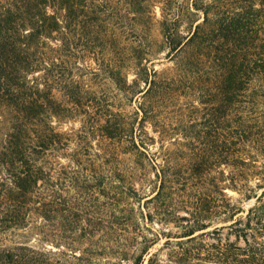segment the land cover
<instances>
[{"label": "trees", "instance_id": "obj_1", "mask_svg": "<svg viewBox=\"0 0 264 264\" xmlns=\"http://www.w3.org/2000/svg\"><path fill=\"white\" fill-rule=\"evenodd\" d=\"M125 18L143 24L156 19L173 67H150L149 49L139 41L124 47L134 77L129 83L116 65H111L109 77L126 96L138 94L136 121L104 102L103 123L96 121L93 128L125 143L135 156L143 155L144 144L155 143L146 123L159 143L164 138L185 143L173 136L161 110L188 82L215 81L223 114V163L238 169L229 176L222 172L219 180L197 175L200 187L187 201L176 196L190 192V180L168 164L157 167L148 159L156 188L142 195L117 167L93 163L91 158L100 154L91 152V146L77 143L69 153L61 151L69 138L51 118L85 109L90 99L71 73L62 85L67 103L58 100L51 85L56 75H49L48 66L65 63L62 47L75 56L74 41L90 46L93 41L85 35L99 28L101 43L114 54L122 46H117L118 28ZM55 36L64 39L61 45L47 43ZM109 59L107 64L115 63ZM254 80L264 81V0H0V264H194V259L251 264L248 230L264 217V202L259 197V205L235 218L241 209L225 200L224 190L251 192V159L244 157L242 143L251 142V126L254 148L264 159V112L252 109L251 100L253 115L242 113L247 85ZM233 107L240 113L235 129L229 130ZM63 154L67 164L59 160ZM179 202L190 218L175 213ZM214 215L231 219L229 227L237 228L235 237H242L243 247L222 243L219 227L204 231L208 223L203 220ZM166 221L178 223L183 230L179 237L186 239L185 246L177 244L180 249L162 260L151 251L161 234L152 224Z\"/></svg>", "mask_w": 264, "mask_h": 264}, {"label": "rangeland", "instance_id": "obj_2", "mask_svg": "<svg viewBox=\"0 0 264 264\" xmlns=\"http://www.w3.org/2000/svg\"><path fill=\"white\" fill-rule=\"evenodd\" d=\"M155 12V18L158 19V7H155ZM126 15L133 16V13L127 12ZM99 29L100 32L97 33L91 31L90 34L86 33V39H92L93 41L90 46L85 45V41H74L72 46L77 53L75 56H68L66 47H62L60 57L65 60V63H61L58 66H48L49 75H56V77L51 78V85H54L52 91L58 100L62 103H67L62 85L63 80L69 77L71 73L84 86L82 88L84 90L83 94L88 97V100L90 99V106L85 107V109L79 107L75 113L69 116L51 118L56 130L66 133L69 138V140L64 141L66 146L61 151L69 153L77 147V143L91 146V152L100 154L98 158H91L93 163L100 164L108 169L112 166L117 167L127 177V183L140 193H143L142 195H150L156 188L155 183L157 180L153 175V162L148 161V159H153L157 163V167H164L168 164L174 168V172L182 174L190 180V189L188 190L190 192H186L182 196L181 194L176 196L177 201L181 199L187 201L194 197L190 193L194 194L195 192L193 191L200 187L195 179L197 175L207 178L213 177L219 180L223 178V174L228 176L229 174H236L238 168L233 167L231 165L232 162L223 163L222 151L224 147L223 143L220 142V133L224 131L223 114L220 107H218L220 95L215 81L212 80L200 79L188 82L186 84L188 88H182V92H178L174 96L173 102L161 110L168 125H172L174 128L173 133L175 134L173 136L185 143H169L168 141H172L170 140L171 138H164L163 143H159L160 140L157 137V133L153 132L151 126L146 123V130L155 138V143L144 144L143 147H140L143 155L135 156L125 149L127 147L125 143L105 137L101 134L103 133L102 131L93 128L96 125V121L97 123H103V118H101L103 107L101 105L104 102L109 103L115 111H120L127 117L129 116L131 120L133 119L134 122L136 121V105L140 100L138 94L133 93L126 96L109 77L111 65L120 67L121 73L127 75L129 83L134 77L132 63L124 57L127 49L124 47L136 45L135 41H139L138 43L144 48L149 49L150 67L154 66L153 68L157 70L173 67V62L166 56V45L163 42L156 19L143 24L142 21L137 19L125 18L122 28H118L120 44L118 43L117 46H122L117 47L118 49L114 50V54H111L110 49L106 47L107 45H104L105 43H101L103 41L101 38L104 37V34L101 28ZM181 29L184 30V24H182ZM99 33L102 36H99ZM67 36L70 37V34ZM55 37H57L56 40L50 38L47 43L52 46L61 45L64 39L60 40L61 37ZM111 57L115 59V63L112 61L107 64ZM118 57L120 58L119 60H117ZM55 80L58 83H53ZM261 91H264V81H249L245 103L243 104L246 110L242 109L243 114H247L246 112L251 113V100L254 103L252 109L256 108V110L264 112V96H260L262 94ZM239 113V109L236 107H233L229 112V122L227 123L229 130L235 129L237 125L235 119ZM253 131L254 129L251 126V142H242L246 150L244 151L246 154L244 157H250L249 159H251L250 170L248 168L244 169L245 172L247 169L249 170L247 185L251 188V192L237 188H226L224 190L225 200L241 209V212L237 213L235 218L244 217L249 208L259 205V202H257L259 197L264 202V159L257 154L254 148L255 145L252 141ZM231 147L233 149L235 146L230 145ZM64 155L66 154L61 155L59 160L67 164L68 160ZM201 169L202 173L197 174ZM256 185L260 186L256 187ZM216 197L220 199L217 194ZM180 203L176 205L175 213L190 218L188 212H186L187 210ZM203 221L208 223V227L204 231L219 227L222 243L230 241L241 247L244 246L242 237L240 239L235 237L234 231L237 228L229 227L231 219L224 218L221 215H214L205 218ZM152 226L161 231V234L151 251L157 252L162 260L167 259L172 251L180 249L177 244L185 246L183 242L186 237H179L183 230L178 223L173 221L156 222ZM248 231L251 233V264H264V217L258 223H251V230ZM199 232L196 231L195 234ZM192 263L219 264L196 259Z\"/></svg>", "mask_w": 264, "mask_h": 264}]
</instances>
